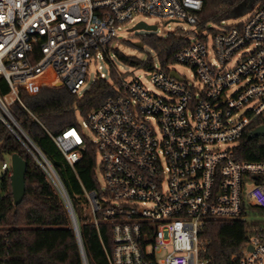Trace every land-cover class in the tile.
Listing matches in <instances>:
<instances>
[{
  "label": "built area",
  "instance_id": "1",
  "mask_svg": "<svg viewBox=\"0 0 264 264\" xmlns=\"http://www.w3.org/2000/svg\"><path fill=\"white\" fill-rule=\"evenodd\" d=\"M205 2L0 0V79L10 88L7 95L0 93V121L38 153L31 152L58 189L79 235L67 189L10 112L16 102L24 107L18 87L47 75L82 95L89 62L111 57L108 46L139 16L208 31L180 30L189 43L174 63L190 68L194 81L159 63L147 70L159 94L118 71L115 94L83 124L95 140L83 137L79 125L50 135L72 168L88 144L96 149L105 186L85 192L79 202L83 213L88 204L86 223L99 235L101 226L112 227V251L104 246L110 264H214L205 257V225L238 220L249 221L251 232L231 264H264V161L238 159L243 139L264 126V7L256 0L240 25L198 29ZM103 79L102 72L97 80ZM1 170L11 178V159ZM10 250L9 232L0 222V264H11Z\"/></svg>",
  "mask_w": 264,
  "mask_h": 264
},
{
  "label": "trees",
  "instance_id": "2",
  "mask_svg": "<svg viewBox=\"0 0 264 264\" xmlns=\"http://www.w3.org/2000/svg\"><path fill=\"white\" fill-rule=\"evenodd\" d=\"M244 2L249 0H206L198 29L237 15ZM257 4L264 7V0H257ZM139 41L140 45L130 40L123 43L142 52L146 47L155 56L147 53V60L129 57L113 49L114 42L107 50L126 65L149 71L154 69L156 59L166 69L174 63L175 55L189 43L185 35L179 32L166 37L155 33L145 34L139 37ZM117 86L119 84L112 71L109 79L96 80L82 95L73 94L58 79L38 76L17 89L24 107L16 102L10 108L16 122L45 155L67 189L79 223V236L87 264H110L105 248L111 252L113 247L112 227L101 226L99 235L93 223H86L79 202L85 192L100 191L96 149L88 144L83 159L72 168L50 135L57 136L77 127V118L86 120L90 113L115 94ZM9 92L8 84L1 78V95ZM261 124V121L257 122L254 128ZM18 135L24 143L0 121V165L15 154L27 162L26 197L21 205H14L11 178L3 175L0 180V222L9 232L11 264H84L81 245L67 206L43 167L31 154L39 157L38 153L21 133L18 132ZM238 150L241 161H264V137L250 140L246 136ZM250 232L251 224L247 220L210 221L201 235L207 242L205 257L214 264H231L232 257L239 254L249 240Z\"/></svg>",
  "mask_w": 264,
  "mask_h": 264
},
{
  "label": "rangeland",
  "instance_id": "3",
  "mask_svg": "<svg viewBox=\"0 0 264 264\" xmlns=\"http://www.w3.org/2000/svg\"><path fill=\"white\" fill-rule=\"evenodd\" d=\"M250 16V12L248 11L245 14L239 15L238 17L234 16H229L224 18L221 22L219 23H211L208 24L206 27L215 29V30H221L224 27H232V26H237L240 25V23H244L248 20ZM138 22H146L148 25H156L157 26V31L154 32L158 36L161 37H166L171 33H176V32H181L180 30H185V31H200L201 34L205 33L207 34L208 31L205 29L203 30H197L195 27L191 25H187L186 23H181V22H170V24H167L168 22L163 19H158V18H146L144 16H139L136 18V23ZM223 22V23H222ZM135 23V24H136ZM133 23H129L127 25L122 26V28L119 30V38L117 41H115L112 44V48L115 50H120L122 51L125 55L129 57H134V58H139L141 60H147L148 54L150 53L152 57L155 56V53H153L150 49L144 47L145 52L140 51L139 49H133L127 47L123 41L124 40H130L132 43L135 45H140L139 37L141 35L145 34H150L145 31H132L133 27L135 26ZM111 57L108 55L107 61L102 59V60H95V58L92 59V61L89 62V82L86 84V87H84L83 91L85 92L87 89L91 87V84L94 80L99 79L100 74L103 72L106 74L107 79L110 78V73L111 71L114 72L115 78L118 81V71L124 75L125 79L130 81L133 79H136L137 77L140 78V80L145 83L148 87H150L154 93H159L156 89H153L149 83L150 79V72L147 70L141 69V68H134L131 66L126 65L125 63L121 62L120 60L116 59L114 56V53L111 52ZM155 65L159 67V62L156 59ZM100 67H102V70H100ZM171 69L176 70L180 75H182L186 80L194 81L193 79V71L181 64H171ZM79 126L82 128V135L83 137L88 138L90 141L95 140L96 137H94L92 131L90 128L85 129L83 127V124L85 122V119H82L81 117L77 118ZM10 161V159H9ZM98 171V180L100 186L103 188L105 186L104 179L100 171ZM4 175V172L1 170V165H0V180L2 176ZM88 204H85V208L88 210H85L84 212V217L85 220L88 221L89 217L87 216V213L89 212V206ZM259 220H262L260 218H257Z\"/></svg>",
  "mask_w": 264,
  "mask_h": 264
},
{
  "label": "water",
  "instance_id": "4",
  "mask_svg": "<svg viewBox=\"0 0 264 264\" xmlns=\"http://www.w3.org/2000/svg\"><path fill=\"white\" fill-rule=\"evenodd\" d=\"M255 2L256 0H249V2H244L240 6L239 13L235 16L238 17L239 15L245 14L247 10H251ZM136 30L145 31L150 34H153L154 32H156L157 26L156 25L150 26L145 22H139L132 29V31H136ZM171 76L175 78H179L175 72H172ZM260 137H264V126L259 127L255 131L251 132V134L249 135L250 140L257 139ZM11 171H12L11 186H12L14 205L19 206L23 203L26 197L27 162L17 154L13 155L11 157ZM71 220L73 227L76 231V234L78 236V241L80 242L81 245V250H82L81 252L84 255V251L82 248V241L80 240L77 223L75 222V220L73 219Z\"/></svg>",
  "mask_w": 264,
  "mask_h": 264
}]
</instances>
